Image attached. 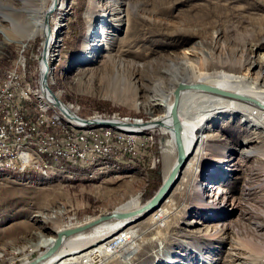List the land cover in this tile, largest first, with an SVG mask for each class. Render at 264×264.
<instances>
[{
    "label": "rangeland",
    "instance_id": "rangeland-1",
    "mask_svg": "<svg viewBox=\"0 0 264 264\" xmlns=\"http://www.w3.org/2000/svg\"><path fill=\"white\" fill-rule=\"evenodd\" d=\"M90 1L45 0V28L50 38L60 39V53L41 67V56L47 57L44 33L19 40L21 16L35 19L38 0H0V84L10 71H19L30 104L47 108L49 123L68 132L108 131L147 140L149 169L125 168L124 158L106 154L95 156V166L102 163L96 168L69 160L55 166L43 153L37 156H43L48 170L0 169V264L32 258L46 248L39 245L42 235L56 236L61 228L90 221L136 195L141 205L154 193L166 177L163 144L170 135L160 124L153 129L144 123L164 113L162 99L182 83L173 87L178 78L186 80L179 57L200 68L223 62L251 78L264 77V0H96L92 21ZM79 17L84 34L77 44L70 43L71 21ZM60 23L67 25L59 30ZM47 62L53 75L47 68L44 73ZM133 69L140 70L136 77ZM43 77L71 116L98 122L67 116L42 87ZM112 89L135 100L129 104L108 96ZM114 119L141 120L144 127H126ZM106 121L113 125H103ZM203 134V153L192 168L182 169L163 204L130 223L138 229L137 252L123 258L124 236L117 233L105 242L113 253L96 251L93 264H264V127L230 111L210 119ZM173 144L170 165L176 160ZM196 155L194 150L188 162ZM62 162L70 170H59ZM73 164L88 169L73 171ZM53 172L69 178L58 179ZM222 194L229 200L223 201ZM256 224H262L258 232Z\"/></svg>",
    "mask_w": 264,
    "mask_h": 264
},
{
    "label": "bare ground",
    "instance_id": "bare-ground-1",
    "mask_svg": "<svg viewBox=\"0 0 264 264\" xmlns=\"http://www.w3.org/2000/svg\"><path fill=\"white\" fill-rule=\"evenodd\" d=\"M26 1H29V0H25V2ZM95 1L96 0L90 1L88 11H87V13L90 12V14L88 15H90L89 17L91 18V21L95 17L94 12H95V8L97 7ZM5 3H7L6 6L12 8V6L8 2H5ZM38 6H40L39 7L40 9L36 12L37 14H36L35 19L34 18L30 19V17L27 15L21 16V19L23 20V22L21 20V23L22 24L24 23V24L21 26L20 30L22 29L21 32H23L24 34L20 36L19 40H21L22 37H34L38 33L40 34L44 33L45 40H46L45 41V44H46L45 54L47 57L43 56L44 54L41 56L42 60L40 62H41V67H42V65L45 64L47 59H48L47 61H49L51 57L53 58L57 57V55L60 53L59 52L60 49L57 48L59 46L57 44V41L59 42L60 39L55 41L48 36V32L45 28V22H46V26L49 25V18L46 20L48 11L45 8V0H38ZM54 7L55 5L51 6L49 12H52ZM117 20L119 21L123 20L122 16H120L119 19ZM66 25L67 24L65 23L64 24L60 23L59 30L63 29V27H66ZM92 26L93 24L91 25V27ZM104 37L106 38V34H104ZM9 39L11 40L12 38L9 37ZM108 59L110 62L114 61L112 57H108ZM178 60H179L178 61L179 65H181L182 67H185L188 76H185L186 80H181V78H178L177 81L173 83V85L175 84L173 87H175L176 83L180 81H182V83H185V84H194V83L200 82V83H207L210 85H214L221 89L235 92L243 96V97L230 96V95L216 93V92H212V91H208V90L200 89V88H195V87H184L180 89L179 95H178L177 111H178V115L181 121L182 141L184 144V148L186 152L189 154V156L194 152V150L197 151V155L195 156L196 159H194L195 158L194 157L188 162L189 160L188 158L187 160L188 164L186 162L187 164V165L185 164L186 168L185 166L183 168V170L185 169L188 171L190 168H192L197 158L200 156V153L201 152L203 153L204 149L202 145H203V142H205L204 141L205 136L203 134V130H204L206 123L210 119H212L214 116H216L217 114H220L223 112H230V111L235 112L236 111L237 113L241 115V118L245 122L251 123L252 126L256 128L264 127V107L261 105V104L264 105V77H259L256 79L251 78L249 75H244V74L237 72L233 66L231 68L227 67L226 64H224L223 62L222 64L217 63V62H211L209 65H207V67L205 66L203 68L202 67L200 68V67H197V65H194L193 62L188 57H179ZM47 65L48 66L44 68L45 70L44 73H46L49 70L50 74L53 75L54 71L50 68L49 62H47ZM46 68L48 70H46ZM136 71H140V70L133 69L131 71V74H133V77H136L135 75ZM41 84H42V87L48 86V83L46 82L44 77H43V81H41ZM49 86H48L49 91H51L52 97H54L55 93ZM25 88H26V85H25ZM106 93L108 94V96H111V97L116 96L121 101L127 102L129 104L133 103V101L135 100L133 95L131 96V94L123 93L121 96H119V94L117 95V93L113 89L110 90V93L107 91ZM226 97H230L232 99L226 98ZM164 98L165 99H162V103L166 107L164 113L162 115L153 116L152 122H146L144 124L145 126H148L150 128L155 126V124H160V126L164 129L165 133L170 135L169 140L168 139L165 140L163 144L164 171H165V176H167L172 167V165H170V160H171L170 147L174 146L173 143L175 142L173 123H172V119L170 115V109L174 101V92H172V94L171 92H169V94L164 96ZM180 98H181V107L179 106ZM252 99L257 100L259 103H256ZM58 101H59L58 102L59 105L60 103L61 105L64 104V102L59 98H58ZM193 101L198 102L200 106L198 107L195 106ZM29 103H30V99H29ZM62 106L67 108L66 105H62ZM40 111H41V114L42 113L44 114L45 116L44 118L49 121L50 119L46 117V112L48 111L47 108H44L42 105H40ZM66 115L71 116L70 114L69 115L66 114ZM72 116L77 117V118L81 117L75 114H72ZM83 119H86V118H83ZM77 121L89 122V121H81V120H77ZM91 122L95 123L98 121L93 120ZM113 122L116 124L126 125V127L128 126L127 123H129V122H120V120L118 121V119H114ZM58 123L60 124V122ZM136 123L143 124L141 120H137ZM103 125L112 126L113 124L105 123ZM129 127H133V126H129ZM140 127H144V126H136L135 128H140ZM171 136L173 137V140L171 139ZM147 145L148 144H146V147ZM20 150L24 152H30L31 154H35V156H37L39 153L44 154V147L41 146V143L38 141H21ZM95 156H98V154H95ZM105 156H118V155H105ZM0 157L1 158L15 157V148L1 149ZM46 157H51V156H46ZM61 160L71 161L68 158H61V159H58V162H55V163H59V161ZM81 163H92V162H80L78 164H81ZM9 165H17V164H9ZM6 167H8V163L0 162V169H4ZM48 167L49 165H47L46 170H48ZM22 169H31V168H22ZM34 170H42V169H34ZM179 176H180V173L178 175V178ZM222 200L227 201L229 199L227 198L226 195L222 194ZM163 202L159 206L154 208L145 218H147L155 210H157L163 204ZM139 206H140L139 195H136L132 197L130 200H128L126 203H124L123 206L121 205L117 207L116 210H131ZM139 219H142L140 218V214H136L134 216L132 215L126 218L110 217L104 220H99L98 222L90 225L89 227L76 231L72 233L71 235L65 237L62 243L60 244L59 248L53 254H51L50 256L46 258L39 260L35 264H74V263L79 264V260H80V263L82 264H93L92 254H94L96 251L100 250L102 253H105L106 255H111L113 253L108 248L107 243L105 242L109 236H113L115 234L117 235V233L119 234V237L124 236L123 242L126 245L121 255H123V258L131 259V257L137 252L139 245L137 244V240H136L138 236L137 235L138 229L134 225L131 226L130 223L133 221L135 222ZM261 225L262 224H256L253 228L254 231L258 232ZM55 237L56 236L42 235L39 240V245H45L47 247L53 242ZM27 260L28 258L24 259L23 262H20V263H24Z\"/></svg>",
    "mask_w": 264,
    "mask_h": 264
},
{
    "label": "built area",
    "instance_id": "built-area-1",
    "mask_svg": "<svg viewBox=\"0 0 264 264\" xmlns=\"http://www.w3.org/2000/svg\"><path fill=\"white\" fill-rule=\"evenodd\" d=\"M45 87L49 98L55 102L48 86ZM59 106L69 115L62 105ZM72 118L79 120L77 117ZM127 125L144 126L137 123ZM21 141L40 142L44 147V156H51L52 162L68 158L76 163L92 162L94 168L99 167L95 166V154L118 155L126 161H134L147 143L145 139L126 138L108 131L68 132L50 124L41 111L29 103L21 73L12 70L7 81L0 84V150L15 148V157H0V162L17 164L21 168L46 170L47 164H43V156L20 150Z\"/></svg>",
    "mask_w": 264,
    "mask_h": 264
},
{
    "label": "water",
    "instance_id": "water-1",
    "mask_svg": "<svg viewBox=\"0 0 264 264\" xmlns=\"http://www.w3.org/2000/svg\"><path fill=\"white\" fill-rule=\"evenodd\" d=\"M48 19V15L46 17V20ZM184 87H195V88H200V89H205L208 91L216 92V93H221L225 95H230V96H236V97H243L242 95L231 92L228 90L221 89L219 87H216L214 85H210L207 83H194V84H185V83H180L175 89H174V101L172 103L171 109H170V115L173 123V130H174V141H175V146H176V160L174 164L172 165L168 175L162 179V182L158 186V188L154 191V193L146 199L139 207L131 210H112L108 213H101L98 215L96 218L84 222L82 224L78 225H73V226H68L61 228L58 230L55 239L53 242L48 245L45 249L40 250L36 255H34L32 258L28 259L24 263H18V264H35L39 260L46 258L53 254L60 246L62 241L64 240L65 237L71 235L72 233L82 230L84 228L89 227L90 225L98 222L99 220H104L110 217H115V218H126L129 216H134L136 214H140V218L146 217L154 208L159 206L164 199L167 197V195L170 193L174 185L176 184L178 180V175L184 168L188 158L189 154L186 152L184 148V144L182 141V135H181V121L178 115V95L180 89ZM256 103H259L257 100L252 99ZM55 102L58 104V98L55 97ZM263 107L264 105L261 104ZM79 120L81 121H88L84 120L81 117H78ZM103 122V121H102ZM107 124H110L111 122H104Z\"/></svg>",
    "mask_w": 264,
    "mask_h": 264
},
{
    "label": "trees",
    "instance_id": "trees-1",
    "mask_svg": "<svg viewBox=\"0 0 264 264\" xmlns=\"http://www.w3.org/2000/svg\"><path fill=\"white\" fill-rule=\"evenodd\" d=\"M71 30H72V38L74 37V40L73 41H69V42L70 43L74 42V44H77L81 40V38H82V36L84 34V31H85V23H83L81 21L80 17L77 20L71 21ZM149 158H150V155H149L148 151L145 149V150L140 151L138 157H136L134 159V161H127V162H125L123 164V166L125 168H129V169H134V168L137 169V168H139L141 166L142 167L144 166L145 168L147 167L149 169V167H148ZM101 164H98L97 166H99ZM69 166L71 167V169L73 171L84 172L86 169H88L86 167H83V166H80V165H74V164L73 165H69ZM36 179H38V178H36Z\"/></svg>",
    "mask_w": 264,
    "mask_h": 264
},
{
    "label": "crops",
    "instance_id": "crops-1",
    "mask_svg": "<svg viewBox=\"0 0 264 264\" xmlns=\"http://www.w3.org/2000/svg\"><path fill=\"white\" fill-rule=\"evenodd\" d=\"M56 164V163H55ZM66 165V166H65ZM55 166H57V164L55 165ZM57 168V167H56ZM58 169L59 170H63V169H69V168H67V163H64V162H62V164L61 165H58ZM70 170V169H69ZM104 170V169H103ZM102 170V171H103ZM110 172H113L114 173V170H109L107 173H110ZM107 173H105V174H107ZM101 175V174H100ZM51 176H55V177H58V179H61L62 177H64V176H67L66 174H64L63 176L61 175V178H59V174H56V173H54L53 172V175H51ZM68 178H69V176H67ZM97 177V176H96Z\"/></svg>",
    "mask_w": 264,
    "mask_h": 264
}]
</instances>
